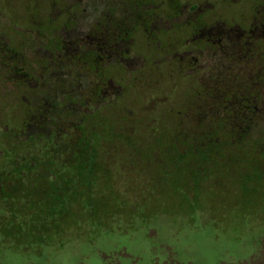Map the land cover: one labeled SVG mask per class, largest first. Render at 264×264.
Wrapping results in <instances>:
<instances>
[{"label": "rangeland", "instance_id": "374dc122", "mask_svg": "<svg viewBox=\"0 0 264 264\" xmlns=\"http://www.w3.org/2000/svg\"><path fill=\"white\" fill-rule=\"evenodd\" d=\"M185 1L213 6L206 24L217 17L242 27L249 22L250 0ZM56 13L51 0H0V35L20 41L33 16L47 29L45 19ZM187 28L162 32L160 48L179 49ZM135 35L140 44L134 49L148 58L145 81L140 85L126 74V91L94 109L101 165L92 169L88 196H65L66 212L44 215L45 222L18 213L14 223L21 227L12 230L0 201V264H264V153L255 148L262 135L242 152L217 149L213 153L226 155L213 157L214 163L180 157L174 130L197 103L200 76H170L164 61L155 75L150 59L158 51L146 39L142 44V33ZM28 110L0 79V170L23 139ZM87 199L96 203V215Z\"/></svg>", "mask_w": 264, "mask_h": 264}, {"label": "trees", "instance_id": "16d2710c", "mask_svg": "<svg viewBox=\"0 0 264 264\" xmlns=\"http://www.w3.org/2000/svg\"><path fill=\"white\" fill-rule=\"evenodd\" d=\"M208 50L192 118L178 122L174 148L182 152L180 157L214 163L213 157L226 155L213 153L217 149L242 152L262 135L255 148L256 154L264 153V0H252L246 27L229 30ZM97 108L81 109V115L57 106L28 112L23 139L15 141L5 155L6 168L0 170V201L11 214L3 219L6 229L21 227L14 223L18 213L45 222L44 215L66 212L70 203L65 196H88L96 179L92 169L97 172L101 165L96 149L101 134L91 124ZM86 206L98 213L95 202L87 199Z\"/></svg>", "mask_w": 264, "mask_h": 264}, {"label": "flooded vegetation", "instance_id": "af4514ba", "mask_svg": "<svg viewBox=\"0 0 264 264\" xmlns=\"http://www.w3.org/2000/svg\"><path fill=\"white\" fill-rule=\"evenodd\" d=\"M155 1L51 0L57 13L45 19L47 29L39 28L40 20L33 16L20 41L9 43L0 35V79L7 92H18L28 112L57 106L81 115V109L100 107L126 91V74L143 85L148 58L143 49H134L140 44L136 33L143 34V45L146 39L158 51L150 59L155 75L164 61L170 76L177 71L200 76L208 65V48L218 46L229 30L242 27L219 17L206 24V11L213 8L208 2ZM186 27L189 35L179 49L160 48L162 32ZM165 43L172 44L170 39ZM188 111L185 119L192 118V107Z\"/></svg>", "mask_w": 264, "mask_h": 264}]
</instances>
